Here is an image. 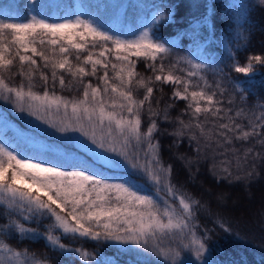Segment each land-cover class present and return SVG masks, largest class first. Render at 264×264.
Segmentation results:
<instances>
[{"label":"snow or ice","instance_id":"1","mask_svg":"<svg viewBox=\"0 0 264 264\" xmlns=\"http://www.w3.org/2000/svg\"><path fill=\"white\" fill-rule=\"evenodd\" d=\"M193 3L199 12L201 5L196 0ZM258 6L264 7V0ZM152 7L157 11L132 39H121L110 26L79 15L62 21L37 15L21 22L0 19V98L49 129L80 134L64 135L63 146L41 144L23 133L11 143L0 140V214L7 221L0 224V264H49L28 248L18 249L6 242L10 239L17 243L43 240L49 251L76 254L81 260H88L89 253L68 247L64 239L104 241L124 251L131 246L155 256L157 264H184L186 259L190 264H213L205 255L207 233L199 239L195 231L200 202L173 182V167L163 163L155 139L159 125L150 119L143 129L142 111L147 104L150 115L159 116L151 107L154 88L172 85V98L188 101L181 115L189 116L187 122L178 117V127L168 133L177 138L175 146L188 134L190 146L196 142L195 162L211 157L209 171L219 167L222 179L232 183L256 179L264 166V104L249 110L240 107L231 115L233 109L225 108L212 90H219L220 97L228 90L222 83L224 69L200 51L199 34L206 31L210 19L214 21L215 5L211 18L205 7L192 15L188 25L186 34L200 57L176 55L174 61L170 58L176 41L159 33L162 27L176 23V8L165 3ZM248 7L241 0L225 9L235 23V39L245 42L244 25L251 16ZM223 43L236 73L254 76V65H264V56L251 55L241 66L231 48L233 40ZM17 61L14 75L21 77V83L12 86L4 74ZM138 62L150 73L147 78L140 74ZM209 69L220 77L214 85L205 76ZM37 75L42 91L35 90ZM86 77L99 83L86 82ZM57 82L62 91L71 92L73 84L82 86V96L68 99L58 95L54 91ZM133 82L145 89L143 99L134 96ZM231 83L240 99L246 100L239 83ZM173 106L164 110L165 121H170L168 109ZM4 119L0 113V120ZM209 123L212 126L206 127ZM40 129L41 134L51 136ZM237 142H241L242 153L235 147ZM229 151L231 157L216 162V156ZM192 163L188 160L189 166ZM221 227L232 234L229 227ZM182 252L192 258L186 255L182 259Z\"/></svg>","mask_w":264,"mask_h":264},{"label":"trees","instance_id":"2","mask_svg":"<svg viewBox=\"0 0 264 264\" xmlns=\"http://www.w3.org/2000/svg\"><path fill=\"white\" fill-rule=\"evenodd\" d=\"M234 2H241V0H196V3L201 5L199 12H203L206 7L210 18L213 16V6L215 5L214 21L210 19L206 31L199 34L200 51L210 61H214L216 66L224 69L226 79L222 83L228 90L223 97L232 99L233 105L237 108L255 109L259 104H264V65H254V76L245 77L241 73H236L231 67V61L223 42L227 39L233 40L231 48L241 66L246 64L247 58L251 55L264 56V7L258 6L259 0H242L249 6L248 11L251 13L248 23L244 25V29L247 30L245 35H248V40L245 42L235 39V23L228 18V13L225 11L228 5ZM161 3L171 4L176 8V23L162 27L159 33L165 39L176 41L174 56L191 54L193 58H199L200 53L197 52L191 36L186 34L192 15L199 14L193 0H128L121 9L119 5L111 3L110 0H0V19H7L9 22H21L30 19L32 15H37L48 20L62 21L74 19L79 15L81 19L91 17L101 24L110 26L113 33L121 39H132V34L137 33L141 25L157 11L152 5ZM230 24L231 26H229ZM137 67L140 74L145 78L150 75L143 62H138ZM18 68L17 61L12 71L4 74L5 80L12 86L21 83V77L14 75ZM45 71L48 72V70ZM102 71L98 75L102 74ZM48 74L50 75V72ZM208 75L215 82L220 79L212 69L208 70ZM34 79L38 85L35 90L42 91L39 87L42 82L39 81L38 75ZM70 79V77H66V80ZM85 81L92 82L94 85L99 83L93 77H86ZM231 82H238L240 88L245 90L243 94L246 100L240 99V93L235 90ZM24 83L26 84L27 81ZM77 88L80 90L77 91ZM172 90V85H158L154 88L151 107L153 110L159 111L160 115L155 117L147 115L149 110L148 105L145 104L142 111V128H147L150 119L157 121L159 130L155 133V139L161 146L163 163L166 166L171 164L173 167V182L194 200L200 202L196 206L195 223L197 228L195 231L201 239H203L205 232L207 233L208 239L205 243L209 250V260L213 261V264H264V203L258 199L259 196L264 197V166L259 169V177L252 181L229 183V181L222 179L223 173L220 172L219 167L209 171L212 168L211 157L208 160H202L199 164L195 162L196 153L194 149L196 144H193V141L190 146L186 135L180 138L179 146H175L174 141L177 138L168 133L173 132L178 127V117L186 121L187 115L182 116L181 113L186 109L188 101L174 100ZM54 91L68 99L82 96V86L77 84H73V90L69 92L67 90L62 91L57 82ZM132 91L138 100L143 99L145 89L138 87L135 82H133ZM169 104L174 106L168 109L170 121H165L163 114ZM16 136L17 134L10 129L0 128V140H7L11 143ZM240 145L241 142L235 143V147L239 148L242 153L244 149ZM225 147L230 148L232 146ZM31 150L30 148V152ZM220 151H224V149H219L218 152ZM231 155L232 153L229 151L224 156H216L215 160L218 163L220 160L231 157ZM180 156H183L184 159H179ZM190 159L193 163L189 166L188 160ZM236 195L244 197L243 200L252 205L245 208L229 209V204H223L226 203L227 199H233ZM217 198L222 205L216 201L213 203V199ZM6 222L3 215L0 214V224ZM46 223L47 221L41 224V231H43ZM222 224L231 229V235L224 232L221 227ZM31 226L36 227L35 224ZM6 242L18 249L28 248L41 259L46 258L49 264H96V261L105 262L108 259L111 262H105V264H112L113 261L114 264H157V258L150 253L139 251L131 248V246H129L130 250L124 251L104 241L97 243L79 239L75 241L63 240V243L70 248L79 247L88 252V260H81L76 254L62 255L55 251H49L43 240L39 242L25 240L22 243H17L15 239H10ZM92 256L96 257V261L91 260Z\"/></svg>","mask_w":264,"mask_h":264},{"label":"rangeland","instance_id":"3","mask_svg":"<svg viewBox=\"0 0 264 264\" xmlns=\"http://www.w3.org/2000/svg\"><path fill=\"white\" fill-rule=\"evenodd\" d=\"M127 1L128 0H110L111 3H115V4L119 5L120 9L123 8V6L125 5V3ZM181 56H189V55L184 54V55H181ZM174 57L175 56L170 58V60L174 61ZM165 63L167 64V63H169V61H166ZM205 76H206V79L208 80L209 84H213L214 85L216 83L214 81V79L212 80V77H210V75H208V70L205 73ZM212 90H216L217 91V93H218L217 98L221 100L222 105L225 108H232L233 109V112L230 113V114L234 115L236 109H238V108L236 106H234L233 103L229 104L228 103L229 99L224 98V97H220L219 96V90H217V89H212ZM154 101H156V100H154ZM0 113H3V115L6 117V119L0 120V128H2V129L8 128L15 134L23 133L25 136L31 137V138H33V140H35V141H37L38 143H41V144H53V145H61V146H63L61 144V140H62V137L64 135H74V136H79L80 135L79 133H73V132L59 133V132L55 131L54 129H49V128H47V125L40 124L39 121L34 120L31 116H28L27 113H19V112L15 111V109H14L13 105L11 104V102H5L3 100V98H0ZM148 114L150 115V112H148L147 115ZM185 119H186V121H188L189 116L187 115V117ZM29 121H31V123H29ZM238 122H241V121L238 120ZM243 123L246 124L247 121L244 120ZM211 126H212L211 123L206 125V127H211ZM40 128H45L47 130V132L51 133V136L41 134L39 131H42V129H40ZM186 136L188 137V134H186ZM193 144H196V142L194 141ZM184 146H186V145H184ZM240 146L242 147V145H240ZM258 147L259 146H257V148ZM217 150L219 151V149H217ZM169 152L171 153V155H173V152L170 149H169ZM223 197L225 198V196H223ZM243 199H244V197L236 195L233 199L232 198L231 199H227L225 201L226 203H223V204L224 205L229 204L228 205L229 209L236 208V207L237 208H240V207H244L245 208V207H248V206L252 205L251 203L246 202V200H243ZM258 199H260V201H262V203H264V197L259 196ZM228 200H229V202H228ZM215 201L217 203H219L220 205H222V203L219 201V198L213 199V203H215ZM197 238L201 239L200 236H198V235H197ZM165 246H167V242H166ZM207 249H208V247H207ZM137 250L143 251L142 249H137ZM186 255H188L190 259L192 258L190 256V254H187L185 252L181 253V258L183 259ZM205 255L209 259V257H208L209 250L205 253ZM105 262L108 263V262H111V260L108 259V260H105ZM184 264H190V262L186 259Z\"/></svg>","mask_w":264,"mask_h":264}]
</instances>
